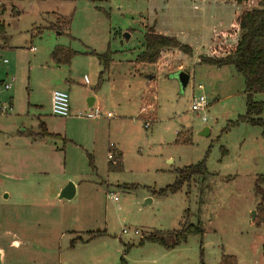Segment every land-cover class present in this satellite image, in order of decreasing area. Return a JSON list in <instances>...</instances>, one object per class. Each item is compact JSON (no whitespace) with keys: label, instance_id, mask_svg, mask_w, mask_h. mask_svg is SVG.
Segmentation results:
<instances>
[{"label":"rangeland","instance_id":"1","mask_svg":"<svg viewBox=\"0 0 264 264\" xmlns=\"http://www.w3.org/2000/svg\"><path fill=\"white\" fill-rule=\"evenodd\" d=\"M238 2L0 0V25L5 28L0 35V108L10 106L12 97L9 120L14 116L26 127L27 121L36 122L39 116L48 133L58 134L56 139L41 141L50 152L41 168L50 172L45 179L49 188L30 200L38 210L33 218L36 225L22 234L0 222V234L16 233L23 241L9 246L4 239L1 264H118L125 250L127 264H219L222 255L233 256L236 264H264V224L256 226L252 220L258 204L255 180L264 176V126L240 121L246 112L245 86L232 67L198 62L212 45L238 40L220 36L234 17L247 9ZM152 26L156 33L161 31L188 46L192 53H160L152 80L146 81L137 96L151 99L152 106L147 107L150 126L144 128L148 115L140 111L136 115V108L122 112L113 102L102 100L100 108L112 115L110 121L76 116L86 112L72 110L80 94L77 97L69 92V87L61 89L56 81L68 78L71 71L75 81L86 83L81 104L95 96L109 99L107 84L97 86L98 73L94 71L98 62L89 54L109 51L119 64L116 69L134 74L133 62L143 51L145 28ZM56 47L78 55L69 64L58 65L51 59ZM178 71L189 76L184 91L173 78ZM12 79L11 89L6 91L3 86ZM49 83L55 85L54 91L66 92L70 107L67 118L51 116ZM200 96L206 107L192 112V101ZM31 101L38 107H29ZM255 101L264 104V93L256 95ZM5 118L0 115L2 147L16 130L20 135L29 131L21 132L24 129L17 121L2 128ZM260 119L264 122V110ZM178 133L190 143L176 144ZM111 145L122 153V172L107 171ZM201 161H205L208 173L205 181L194 177L177 193L157 195L174 183L175 170ZM0 181H4L2 176ZM68 183L79 184L74 197L55 198L58 187ZM8 188L4 182L0 196ZM20 201L26 203V210L32 208L28 199ZM184 226L200 227L203 233L188 236L172 250L149 242L139 245L151 234L167 239L170 232ZM99 233L102 236L89 241L91 234Z\"/></svg>","mask_w":264,"mask_h":264},{"label":"trees","instance_id":"2","mask_svg":"<svg viewBox=\"0 0 264 264\" xmlns=\"http://www.w3.org/2000/svg\"><path fill=\"white\" fill-rule=\"evenodd\" d=\"M238 3L247 6V9L234 17L229 30L220 33V36L224 39L236 40L238 38V40L234 43L212 45L209 48L208 55L201 57L199 63L218 68L225 66L232 67L235 72L243 78L245 86L246 112L245 115L240 118V121L263 127L264 122L260 119V116L263 113L264 104L255 101V96L264 93V0H239ZM50 28L62 34V32H59L60 30L56 29L54 26ZM4 31L5 28L3 25H0V35L3 34ZM143 41V51L136 58L138 64H155L163 50H177L186 56H191L192 53L188 46L180 44L174 37L163 36L156 33L153 26L145 28ZM77 55L78 54L71 49L56 47L51 53V59L58 65H67L70 63L71 59ZM94 56L101 65V72L97 84V86H100L103 82L104 75L108 72L112 54L106 51L101 55ZM39 131L37 135L28 132L27 136L33 139L35 137L40 139L58 138V136L48 133L42 123L39 124ZM175 143L187 144L190 143V141H183L178 133ZM108 153H112V159L107 163V171L116 173L122 172L121 153L115 152L111 148ZM88 158L90 167L94 169L91 156L88 155ZM175 174L176 179L174 183L160 190L157 195L177 193L182 190L184 185L190 184L194 177H200L202 181H205L208 176L205 168V161L177 169L175 170ZM131 189H133V187H131ZM254 191L258 197V204L255 209L256 215L253 223L256 226H260L264 224V176H258L256 178ZM202 233L200 227L184 226L179 231L170 232V236L167 239L157 234H151L142 238L139 245H142L144 242H149L158 244L166 250H172L185 242L188 236L202 235ZM99 236H102V234H91L89 241ZM73 244L74 241H72L71 245L73 246ZM128 249H130V246H128ZM262 250L264 252V245ZM127 253L128 250H125L118 264H127L125 260ZM219 264H236V259L233 256L222 255Z\"/></svg>","mask_w":264,"mask_h":264},{"label":"crops","instance_id":"3","mask_svg":"<svg viewBox=\"0 0 264 264\" xmlns=\"http://www.w3.org/2000/svg\"><path fill=\"white\" fill-rule=\"evenodd\" d=\"M225 31L227 30H224L222 32H225ZM157 33L165 36L164 35L165 33L161 31L157 30ZM58 35H60V33H58ZM30 51L35 52V49L30 48ZM89 53H87L85 56H88ZM94 55H101V54H97V53L95 54L94 52ZM94 55L89 54V56H94ZM72 61H74V59H72ZM134 61L135 62H133V68L135 69V73L132 74L129 70L127 71V73L124 72L125 70L120 72L121 71L120 68L116 69V67L119 64H117L115 61H113V59H111L108 72L104 76L105 79L101 83L102 86L103 84H107V86L110 88L111 95L109 99L107 98V100L104 99V97L103 99L101 98L98 99V97L95 96L94 99H92V101L90 99L89 101L86 102V99H83L82 100L83 102L81 104V96H86V91H87L86 83L83 82L82 80L75 81V79H73L71 71H69L70 74L68 78H65L64 80L59 81V83L58 81L56 82H57V85L61 87V89H65L66 87L67 88L69 87V92L76 93L77 97L80 94V97L74 101L72 110H79V109L87 110L92 105L100 107L103 101L107 103L113 102L115 107L121 110L122 112H125V110H128V109L136 108V111H137L136 115H138V111L141 112V110H138L140 103H142L141 107H143L144 104L147 107L152 106L150 104L151 103L150 98L142 99V97L141 98L139 97L140 99H138L137 96H139L140 93L142 92L143 87L146 85V81L152 80L153 78L152 69L153 67H155V64L141 65L136 62V59ZM85 69L86 68H83L82 72H84ZM100 72H101V65L98 62V68L94 71V73H98V77H99ZM147 76H150L151 79H148ZM47 87L49 88L48 93H47L48 94L47 106L50 110L51 94L54 91L55 85H53L52 83H49ZM120 92H122V94H120ZM135 102L137 103L136 107L133 106V103ZM9 104L10 106H13L12 97H9ZM29 107L37 108L38 106H37V103L31 101V103L29 104ZM146 113H147V108H146ZM106 114L107 112H104L103 119L110 121L113 117L107 119L105 117ZM140 117L141 115L139 116V118ZM4 118L5 120L1 122L2 128L3 127L7 128L9 124L15 123L16 121L20 122L22 127L26 124L16 119V117L14 116L11 120H9L11 118L9 114L7 116H4ZM40 123L44 124L46 130L48 131L46 123L42 122V120L38 116L36 122L27 121V126L21 128V129H24L21 132L29 130V131H26L27 132L26 134L20 135L19 131L16 130L13 133V136L7 139L8 142L5 143V146L3 147L0 146V176H2L4 179L3 182L0 181V188L3 186L4 182L9 187L8 189H5L1 192L0 222H7L8 228L12 230V227H14L16 232L21 233L22 231V234L25 229L27 230L28 228H31L37 223V222L33 223V218L34 216H37L34 214V212L35 211L37 212L38 210L35 209L34 202L30 200H32L35 197L37 198L41 197L42 192L46 190L47 188H49V186L45 183V179H47L46 174L49 173L50 171L48 169L41 168V165H44V166L46 165L45 160L47 159V154H50V152L47 151V146L41 143V141L45 139H40L38 137H35L33 139L27 136L28 132H32L34 135L39 134L36 132L37 130L35 129L39 130ZM109 129H110V125H109ZM49 133L58 135V134L51 133V132ZM110 148H113V151L115 152L121 153V151L118 148H116V145H113V146L111 145L109 149ZM40 154L45 155V157H41ZM35 159H37V162L34 165ZM31 165H34V166H31ZM72 184L74 186V191H75L74 195H75L79 184L78 183H72ZM65 186L66 185H61L60 187H58L56 195H55V198H57L58 200H62V199H59V196H60V192L63 190ZM11 199H13V201H10ZM21 199L25 201L26 199H28L29 202L33 204L32 208L26 210L24 208L26 203L23 201H20ZM10 211H12V217L9 216ZM9 235H12V237H10ZM18 235L19 234L10 233L8 231L6 233L0 234V258L3 256L2 244H3L4 239L8 240L9 246H16V245L21 244V242H23L18 237Z\"/></svg>","mask_w":264,"mask_h":264},{"label":"built area","instance_id":"4","mask_svg":"<svg viewBox=\"0 0 264 264\" xmlns=\"http://www.w3.org/2000/svg\"><path fill=\"white\" fill-rule=\"evenodd\" d=\"M33 50V49H32ZM13 82V79L8 83L5 84L3 87L7 91L11 88V83ZM201 89V87H199ZM206 107L205 100L202 96L198 97L197 99H194L191 104V111L197 112L200 110H203ZM147 106L144 104L141 108V113H144L148 116L144 117V120H147V122H144V128H148L151 123V118H149V113H146ZM9 112H11V106L8 107H2L0 108V115L5 116ZM70 114V107L68 102V96L66 92L56 90L53 91L51 94V115L56 118H67ZM104 112L102 108L99 106L92 105L89 107L86 112L80 113L78 112L76 116L80 118H86V119H92V120H101L103 119ZM107 119L111 118L112 115L110 113H107L105 115ZM108 160L112 159V153H108L107 156ZM110 198L112 201H117V198L114 195H110ZM123 233H126L125 230H123ZM134 234H138L137 232H134Z\"/></svg>","mask_w":264,"mask_h":264},{"label":"water","instance_id":"5","mask_svg":"<svg viewBox=\"0 0 264 264\" xmlns=\"http://www.w3.org/2000/svg\"><path fill=\"white\" fill-rule=\"evenodd\" d=\"M148 79H151L150 76H147ZM173 78H175L179 84V88L181 91H184V89L186 88L188 81H189V76L187 74H185L182 71H178L176 74L173 75ZM92 101V99H91ZM208 129H205V133H207ZM74 186L72 183H68L63 190L60 192V196L59 199H65V200H71L74 196ZM253 215V221L256 215V212L253 211L252 212Z\"/></svg>","mask_w":264,"mask_h":264}]
</instances>
